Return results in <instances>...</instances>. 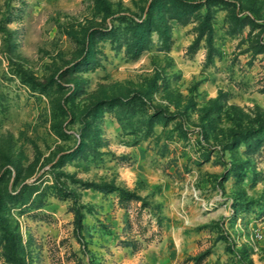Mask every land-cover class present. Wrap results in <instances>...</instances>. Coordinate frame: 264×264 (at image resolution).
Wrapping results in <instances>:
<instances>
[{"label": "rangeland", "instance_id": "374dc122", "mask_svg": "<svg viewBox=\"0 0 264 264\" xmlns=\"http://www.w3.org/2000/svg\"><path fill=\"white\" fill-rule=\"evenodd\" d=\"M106 1L0 0V264H264V0Z\"/></svg>", "mask_w": 264, "mask_h": 264}, {"label": "trees", "instance_id": "16d2710c", "mask_svg": "<svg viewBox=\"0 0 264 264\" xmlns=\"http://www.w3.org/2000/svg\"><path fill=\"white\" fill-rule=\"evenodd\" d=\"M206 4L205 1H190V0H151L148 8L146 10V16L141 20H136L131 18L132 24L126 29L128 32V37H125L128 40V53L130 56L135 57L139 55L150 43L151 41V32L155 30L161 37L162 40L170 41V34L168 33L169 25L168 19H176L182 23H186L192 16L193 12L197 11V17H202V23H205L209 20V12L201 13L199 11ZM96 8L106 12L111 13V4L106 0H95ZM205 8H208V5H205ZM161 11L168 12L169 15L164 17ZM159 14V16H158ZM164 21L163 28L160 25H157V21ZM203 29V26L201 25ZM114 31V30H113ZM116 32H113L115 34ZM115 42V38H112ZM119 42V46H120ZM87 186H93L96 189H99L103 192H110L113 190H118L120 193L121 199H128L133 196L134 193L125 190L121 187H118L110 183H86ZM82 213L80 209H75V223L77 227H81L82 223ZM11 250V249H10ZM8 259L11 260L12 264H21L20 259L17 257L16 251L13 249L8 256Z\"/></svg>", "mask_w": 264, "mask_h": 264}, {"label": "built area", "instance_id": "2783aa9c", "mask_svg": "<svg viewBox=\"0 0 264 264\" xmlns=\"http://www.w3.org/2000/svg\"><path fill=\"white\" fill-rule=\"evenodd\" d=\"M255 234H256V236H258V237H260V238L262 237V233H261L259 230L256 231ZM157 264H158V263H157Z\"/></svg>", "mask_w": 264, "mask_h": 264}]
</instances>
